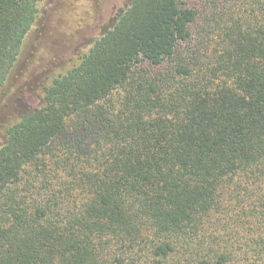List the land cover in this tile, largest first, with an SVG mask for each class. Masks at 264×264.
<instances>
[{
  "label": "trees",
  "instance_id": "1",
  "mask_svg": "<svg viewBox=\"0 0 264 264\" xmlns=\"http://www.w3.org/2000/svg\"><path fill=\"white\" fill-rule=\"evenodd\" d=\"M205 2L102 3L6 129L0 264H264V0ZM39 4L0 0V89Z\"/></svg>",
  "mask_w": 264,
  "mask_h": 264
},
{
  "label": "rangeland",
  "instance_id": "2",
  "mask_svg": "<svg viewBox=\"0 0 264 264\" xmlns=\"http://www.w3.org/2000/svg\"><path fill=\"white\" fill-rule=\"evenodd\" d=\"M104 1L40 0L34 28L10 79L0 89V145L5 142L8 125L19 118L25 107L40 102L43 86L78 60L96 33ZM189 1L201 12L209 5L205 0Z\"/></svg>",
  "mask_w": 264,
  "mask_h": 264
}]
</instances>
